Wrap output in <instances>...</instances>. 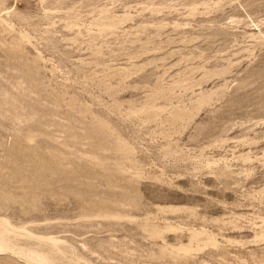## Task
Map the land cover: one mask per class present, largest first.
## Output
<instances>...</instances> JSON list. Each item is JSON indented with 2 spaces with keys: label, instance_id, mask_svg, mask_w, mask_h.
Here are the masks:
<instances>
[{
  "label": "rangeland",
  "instance_id": "1",
  "mask_svg": "<svg viewBox=\"0 0 264 264\" xmlns=\"http://www.w3.org/2000/svg\"><path fill=\"white\" fill-rule=\"evenodd\" d=\"M0 264H264V0H0Z\"/></svg>",
  "mask_w": 264,
  "mask_h": 264
}]
</instances>
